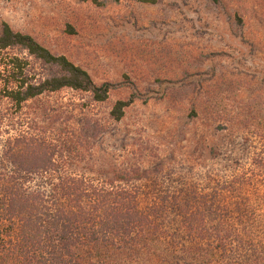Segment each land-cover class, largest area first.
Wrapping results in <instances>:
<instances>
[{
    "label": "trees",
    "instance_id": "1",
    "mask_svg": "<svg viewBox=\"0 0 264 264\" xmlns=\"http://www.w3.org/2000/svg\"><path fill=\"white\" fill-rule=\"evenodd\" d=\"M0 81V264H264V130L241 121L249 160L198 178L157 177L160 166L78 167L88 150L36 128L25 105L65 88L102 102L124 86L129 99L109 113L119 120L140 95L135 85L98 84L5 22Z\"/></svg>",
    "mask_w": 264,
    "mask_h": 264
},
{
    "label": "rangeland",
    "instance_id": "2",
    "mask_svg": "<svg viewBox=\"0 0 264 264\" xmlns=\"http://www.w3.org/2000/svg\"><path fill=\"white\" fill-rule=\"evenodd\" d=\"M4 22L94 82L129 79L140 94L119 120L109 113L129 99L124 86L102 102L65 88L25 105L36 128L88 150L78 167L160 166L157 177L198 178L249 160L241 121L264 130V0H0Z\"/></svg>",
    "mask_w": 264,
    "mask_h": 264
}]
</instances>
